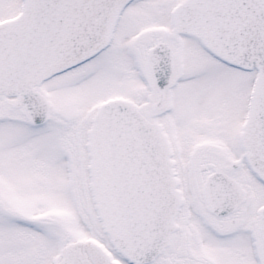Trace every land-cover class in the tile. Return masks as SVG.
I'll use <instances>...</instances> for the list:
<instances>
[{
	"label": "snow or ice",
	"instance_id": "obj_1",
	"mask_svg": "<svg viewBox=\"0 0 264 264\" xmlns=\"http://www.w3.org/2000/svg\"><path fill=\"white\" fill-rule=\"evenodd\" d=\"M0 264H264V0H0Z\"/></svg>",
	"mask_w": 264,
	"mask_h": 264
}]
</instances>
